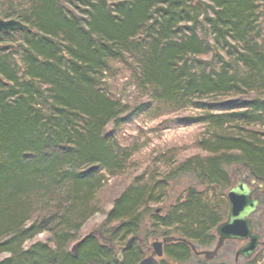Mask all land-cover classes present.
<instances>
[{"label":"trees","instance_id":"obj_1","mask_svg":"<svg viewBox=\"0 0 264 264\" xmlns=\"http://www.w3.org/2000/svg\"><path fill=\"white\" fill-rule=\"evenodd\" d=\"M0 17L31 28L0 33L14 45L0 46V264H138L154 235L186 239L166 244L162 261L184 264L191 245L217 240L222 219L179 200L171 182L192 177L220 192L264 183V0H0ZM114 64L157 108L210 109L197 141L204 160L135 178L107 211L100 192L132 163L108 128L128 109L105 88ZM164 199L160 214L153 204ZM98 212L103 223L81 237Z\"/></svg>","mask_w":264,"mask_h":264},{"label":"rangeland","instance_id":"obj_2","mask_svg":"<svg viewBox=\"0 0 264 264\" xmlns=\"http://www.w3.org/2000/svg\"><path fill=\"white\" fill-rule=\"evenodd\" d=\"M264 29V19L262 20ZM20 37L17 35V38ZM13 43V42H11ZM222 54H225L221 51ZM108 74L105 81V88L110 95L124 101L128 105L126 113L120 118L118 123H110L109 131H114L122 145L130 146L132 153V163L125 174H120L108 179L99 195V204L108 211L113 207V202L124 188L135 182V178L148 180L150 176L156 175L160 178L172 170L178 163L187 162L194 159L204 152L198 147L197 141L205 135V123H201L202 113L210 109L206 105L200 108L194 106L175 110L157 104L151 99L150 93L145 88L139 87L136 77L126 65H116ZM212 103L211 101H207ZM204 160V159H203ZM162 175V176H161ZM159 178V179H160ZM183 176L176 178L170 184L173 193L178 194L179 200L188 198L189 200H201L212 211L213 216L219 221L226 220L229 215L228 191L220 192L217 188L205 186L196 178ZM189 187L194 188L193 195H189ZM256 187V186H255ZM263 197V195H261ZM166 199V198H165ZM162 200L160 203L153 204L160 214H167L169 201ZM170 199V198H169ZM106 216L98 212L93 215L83 226L80 236L86 235L94 229L99 228ZM254 229L261 234L264 241V197L263 203L256 213L252 216ZM212 233H214V230ZM215 234V233H214ZM216 235V234H215ZM49 233L37 236L34 241H46ZM163 236L154 235L149 238L145 245H150L154 240L161 239ZM217 241V240H216ZM216 241L209 247L200 249H215ZM28 243L27 245H30ZM197 246V244H195ZM221 248L218 256L212 260L215 264H245L244 259L236 260L237 250L244 245L242 241H227ZM75 247V246H74ZM146 249V248H145ZM149 254V251H146ZM251 264H264V246L256 252ZM9 256L7 253H0V261ZM165 257V256H164ZM203 256H194L192 260L184 264H198ZM177 264V263H176Z\"/></svg>","mask_w":264,"mask_h":264},{"label":"water","instance_id":"obj_3","mask_svg":"<svg viewBox=\"0 0 264 264\" xmlns=\"http://www.w3.org/2000/svg\"><path fill=\"white\" fill-rule=\"evenodd\" d=\"M17 29H22L28 32L31 28L29 25L24 24L19 19H3L0 17V32H10ZM5 47L13 48L12 44H6ZM262 186V185H261ZM195 189L190 188V192L193 193ZM254 191L251 187L244 181L239 182L236 186L230 189L228 193V199H230V214L228 219L221 223L217 228V233L220 235L218 246L213 251H208L205 256L210 259L213 258L218 250L221 248L222 244L227 239H238V240H248L245 245L240 248L237 252V256H245L246 258H251L253 254L259 249L260 245H264L261 236L257 232H253V225L251 221V215L258 210L260 200L257 197H253ZM135 237L129 240V243L124 249L132 245ZM178 240L175 237H164L163 240H156L153 243L155 250L152 255L141 259L138 264H161L157 257H161L164 253V243L174 242ZM79 243L74 247L76 249Z\"/></svg>","mask_w":264,"mask_h":264},{"label":"flooded vegetation","instance_id":"obj_4","mask_svg":"<svg viewBox=\"0 0 264 264\" xmlns=\"http://www.w3.org/2000/svg\"><path fill=\"white\" fill-rule=\"evenodd\" d=\"M192 246V245H191ZM145 248H146V251H149V254H146L145 256H150V255H152V253H153V251L155 250V248H154V246H153V243H151L150 245H145ZM192 248L194 249V251H195V254L197 255V256H204V252L206 251V250H196L195 249V247L194 246H192ZM166 249H165V245H164V253H163V255L161 256L163 259H164V256H166L165 254H166ZM163 259H161V263H162V261H163Z\"/></svg>","mask_w":264,"mask_h":264}]
</instances>
